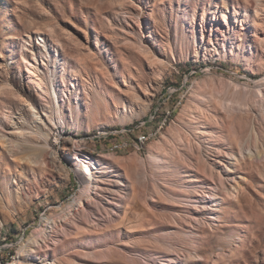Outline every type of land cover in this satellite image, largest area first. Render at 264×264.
<instances>
[{
	"label": "rangeland",
	"instance_id": "1",
	"mask_svg": "<svg viewBox=\"0 0 264 264\" xmlns=\"http://www.w3.org/2000/svg\"><path fill=\"white\" fill-rule=\"evenodd\" d=\"M0 264H264V0H0Z\"/></svg>",
	"mask_w": 264,
	"mask_h": 264
},
{
	"label": "bare ground",
	"instance_id": "2",
	"mask_svg": "<svg viewBox=\"0 0 264 264\" xmlns=\"http://www.w3.org/2000/svg\"><path fill=\"white\" fill-rule=\"evenodd\" d=\"M221 20L223 21V22H225L226 21V16L224 15V14H221ZM83 162V161H82ZM85 163V162H84ZM93 164V163H92ZM92 167H94V165H92ZM91 168H90V166L88 165V164H85L84 166H83V172H84V170H85V172L86 173H89V170H90ZM82 171V170H81ZM90 174V173H89ZM83 175V174H82ZM90 176L91 177H89V178H86V177H84V176H81V181H82V183H83V185H84V188L82 189L83 190V192L85 193V192H89L90 191V189H91V184L92 183H94L93 182V180H94V177H93V175H92V173L90 174ZM208 198H209V195L207 194L206 195ZM78 201H79V199H78ZM80 203V205H81V207H83V205H82V203L81 202H79ZM79 205V204H78ZM57 218H59L58 216L53 220V222H55L56 223V219ZM50 223H51V221H50ZM44 229H43V227H38L37 229H36V231H35V233L31 236V238H30V240L31 241H34V239L36 238V236H40L41 235V233H42V231H43Z\"/></svg>",
	"mask_w": 264,
	"mask_h": 264
},
{
	"label": "built area",
	"instance_id": "3",
	"mask_svg": "<svg viewBox=\"0 0 264 264\" xmlns=\"http://www.w3.org/2000/svg\"><path fill=\"white\" fill-rule=\"evenodd\" d=\"M148 140V136L144 135V134H138L135 140V147L136 149H142L143 146L145 145V143Z\"/></svg>",
	"mask_w": 264,
	"mask_h": 264
}]
</instances>
